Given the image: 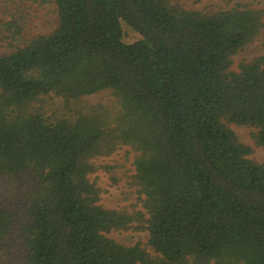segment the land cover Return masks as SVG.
I'll use <instances>...</instances> for the list:
<instances>
[{"label":"trees","instance_id":"16d2710c","mask_svg":"<svg viewBox=\"0 0 264 264\" xmlns=\"http://www.w3.org/2000/svg\"><path fill=\"white\" fill-rule=\"evenodd\" d=\"M55 7L56 30L29 40L22 15L0 21L12 47L0 57V178L22 200L0 202V264H264V165L229 127L254 130L264 149V56L231 70L264 29V9ZM100 93L113 104H90ZM51 98L60 115L44 109ZM122 147L136 153L142 212L103 207L91 181L108 168L96 161ZM129 231L148 243L108 237Z\"/></svg>","mask_w":264,"mask_h":264},{"label":"rangeland","instance_id":"374dc122","mask_svg":"<svg viewBox=\"0 0 264 264\" xmlns=\"http://www.w3.org/2000/svg\"><path fill=\"white\" fill-rule=\"evenodd\" d=\"M187 11L201 13H216L237 4L248 5L255 10L264 9V0H173ZM12 14H19L24 17V39L29 40L36 36L48 35L56 30L57 11L55 0H0V21L7 22ZM138 39V35L131 29L124 26V41L132 43ZM10 41L3 40L0 32V57L9 55L12 51ZM264 56V29L257 41L245 48V50L233 57L231 70L240 71V66L254 59ZM114 99L110 93H100L89 98L90 104L112 105ZM44 109L48 115L57 111L61 114L56 99H47ZM236 134L241 143L251 148L250 159L258 164L264 165V149L258 147L254 140V130L247 127L229 126ZM136 153L128 147H122L108 158H101L96 161L100 169L91 176V181L102 189L100 205L107 209L143 211V198L138 194L133 184L135 175L134 161ZM19 188L9 178H0V202L4 205L20 203L21 196ZM15 206V205H14ZM13 208V206H12ZM14 211H21L16 210ZM109 238L117 243L131 247L138 243L146 245L149 235L145 231H129L126 233L113 232Z\"/></svg>","mask_w":264,"mask_h":264}]
</instances>
